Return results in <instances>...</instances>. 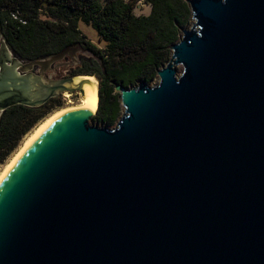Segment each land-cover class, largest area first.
I'll use <instances>...</instances> for the list:
<instances>
[{"label": "water", "instance_id": "obj_1", "mask_svg": "<svg viewBox=\"0 0 264 264\" xmlns=\"http://www.w3.org/2000/svg\"><path fill=\"white\" fill-rule=\"evenodd\" d=\"M184 1L155 80L111 81L115 123L67 111L8 168L0 264H264V0ZM75 51L22 60L0 36V112L80 94L42 75Z\"/></svg>", "mask_w": 264, "mask_h": 264}, {"label": "trees", "instance_id": "obj_2", "mask_svg": "<svg viewBox=\"0 0 264 264\" xmlns=\"http://www.w3.org/2000/svg\"><path fill=\"white\" fill-rule=\"evenodd\" d=\"M136 1L0 0V36L17 57L28 60L48 57L81 39L78 21L90 24L104 41L102 48L86 42L94 49L98 66L86 68L98 79V105L91 117L95 123H111L119 107L111 81L123 85L147 81L167 60L166 45L176 40V29L188 12L182 0H142L149 12L134 15ZM57 102L49 97L37 106L11 104L0 112V163Z\"/></svg>", "mask_w": 264, "mask_h": 264}, {"label": "rangeland", "instance_id": "obj_3", "mask_svg": "<svg viewBox=\"0 0 264 264\" xmlns=\"http://www.w3.org/2000/svg\"><path fill=\"white\" fill-rule=\"evenodd\" d=\"M183 2H184V4L186 5V8H187V14H185V17H184V19H183V23L176 29V40H177V38H178V36H179V34H180V30H179V28H183V27H187V26H189V24H190V22L192 21V18H191V16H190V8H189V6H188V3L187 2H185L184 0H182ZM147 12H149V6L147 5V4H142V5H139V6H135V8H133L132 9V14H146ZM76 28H77V30L79 31V33L82 35V37H83V39L84 40H88L91 44H93L94 46H95V48H102L103 47V45H104V41L103 40H101L100 38H98V36L96 35V33H95V31H94V29L91 27V25L90 24H88V23H83V22H80V21H78L77 22V26H76ZM176 40H174V41H176ZM173 42V41H172ZM171 42V43H172ZM171 43H169L168 45H170ZM166 48H167V50H168V52L170 53V48L169 47H167L166 46ZM75 54V53H74ZM169 57V56H168ZM94 58H95V56H94V54H90L89 55V57H87V58H85V59H83L82 60V63H81V65L83 66V67H87V66H90V67H94V69H98V66H97V64L94 62ZM168 59V58H167ZM23 60V59H22ZM84 73H91V72H84ZM89 75V74H88ZM92 75V74H91ZM44 76L46 77V74H44ZM94 78H95V80H96V85H97V88H98V79H97V77L94 75V73H93V75H92ZM156 76H157V73H156V71L154 72V74L147 80L149 83H151L153 80H155V78H156ZM136 82V80L134 81V83ZM130 85V84H129ZM129 85H125V86H129ZM112 92L114 93V95H115V97H116V99L118 100V103H119V107H118V111H117V116H118V114H119V112H120V107H121V104H120V100H119V98H118V96H117V89H114V84H113V87H112ZM97 92V91H96ZM80 94L77 92V90H76V94H74V93H71V94H69V95H67V96H65L64 98L65 99H67V98H69V100L68 101H65V100H62L61 98H59L58 99V102L55 104V105H52L50 108H49V110L46 112V113H44L38 120H36L35 121V123L37 122V121H39L40 119H42V118H45L49 113H51L53 110H55L56 108H60V107H63V106H67V105H71V104H76V103H78V101H79V98H80V96H79ZM78 99H77V98ZM97 99H98V95H97ZM97 105H98V100H97ZM95 110H96V108H95ZM95 110H94V112H92V114L91 115H94V113H95ZM116 117H115V119L111 122V123H105V125L106 126H108V127H110L113 123H115V121H116ZM93 122H95V121H93ZM34 123V124H35ZM33 124V125H34ZM97 124H101V123H97ZM32 125V126H33ZM31 126V127H32ZM31 129V128H30ZM30 129L29 130H27V131H30ZM26 131V132H27ZM25 132V133H26ZM25 133L23 134V135H21L20 136V138H19V140L17 141V144H16V146L13 148V150H11V151H9L8 152V154L4 157V159H3V161L0 163V167L3 165V163L9 158V156H11V154L14 152V150H16L17 149V147L19 146V144H20V142H21V140H22V138H23V136L25 135Z\"/></svg>", "mask_w": 264, "mask_h": 264}, {"label": "bare ground", "instance_id": "obj_4", "mask_svg": "<svg viewBox=\"0 0 264 264\" xmlns=\"http://www.w3.org/2000/svg\"><path fill=\"white\" fill-rule=\"evenodd\" d=\"M86 79L82 81L80 84V98L78 103L69 104L67 106L58 107L49 113L45 118L40 119L36 122V124L30 129V131L26 132L23 136L19 146L16 150L9 156V158L3 163L0 167V177H3L9 167H11L20 153L25 150L27 146L31 143V141L37 136L43 129L47 127V125L53 121L60 114L77 109V110H87L90 113L94 112L97 106V85L96 80L92 75L87 74H77L72 77V81L76 82L77 80ZM68 91H63V95H68ZM1 180V179H0Z\"/></svg>", "mask_w": 264, "mask_h": 264}, {"label": "flooded vegetation", "instance_id": "obj_5", "mask_svg": "<svg viewBox=\"0 0 264 264\" xmlns=\"http://www.w3.org/2000/svg\"><path fill=\"white\" fill-rule=\"evenodd\" d=\"M87 41L88 40H84L83 37L81 39L75 38L73 41H71V44L66 47H76L74 56L66 53L64 56L60 57L58 60L52 63L49 68L44 69L42 75L44 76V74H46V78L49 79H63L67 77H73L74 75H79L84 72H89V70L86 69L87 67H83L81 65L82 60L89 57L90 54H94L95 56L94 49L86 43ZM33 70L38 71V66H34ZM60 85H62L63 87L68 86L66 82H61ZM65 90L68 91L69 94H76L75 90H68L67 88H64L59 89L57 93L52 97H54L56 100L61 98L62 100L68 101L69 98L65 99V95H63V91Z\"/></svg>", "mask_w": 264, "mask_h": 264}, {"label": "built area", "instance_id": "obj_6", "mask_svg": "<svg viewBox=\"0 0 264 264\" xmlns=\"http://www.w3.org/2000/svg\"><path fill=\"white\" fill-rule=\"evenodd\" d=\"M142 4H144V2L142 0H137L136 3H135V6L137 7V6L142 5Z\"/></svg>", "mask_w": 264, "mask_h": 264}, {"label": "snow or ice", "instance_id": "obj_7", "mask_svg": "<svg viewBox=\"0 0 264 264\" xmlns=\"http://www.w3.org/2000/svg\"><path fill=\"white\" fill-rule=\"evenodd\" d=\"M0 179H3V177H0Z\"/></svg>", "mask_w": 264, "mask_h": 264}]
</instances>
